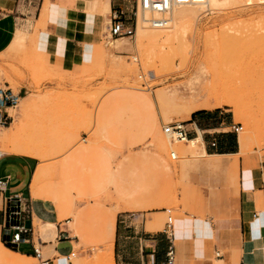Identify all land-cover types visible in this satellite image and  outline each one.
<instances>
[{
	"label": "rangeland",
	"instance_id": "1",
	"mask_svg": "<svg viewBox=\"0 0 264 264\" xmlns=\"http://www.w3.org/2000/svg\"><path fill=\"white\" fill-rule=\"evenodd\" d=\"M125 2L124 15L131 20L135 0ZM212 7L199 11L196 6L195 18L175 20L172 40H160L157 49L146 40L138 43L143 30L157 34L161 29L149 28L150 23L140 27L147 11L138 12L133 37L116 40L107 30L108 11L90 56L69 73L42 65L32 25L14 53L0 56V86L8 84L16 92L17 80H28V94L33 92L22 99L29 102L25 111L19 109L22 100L9 110L14 121L0 130V153L38 161L42 176L34 194L63 204L67 226L77 239L74 251L84 254L70 257L72 263L100 264L97 255L106 252L102 248L109 242L113 221L108 219L113 215L116 220L136 217L139 224L145 219L157 233L166 230L170 216L180 250L175 264L189 252L201 258L222 253L209 246L199 228L210 229L209 223L224 215L235 189L224 171L200 165L199 143L190 148L164 130L180 124L192 138L197 134H189L190 115L207 111L211 123L236 142L249 139L248 151L240 149L241 155H264V0ZM31 14L23 23L34 22ZM171 14L161 18L169 20L168 26L175 23ZM158 92L169 97L161 99ZM232 125L242 129L234 132ZM216 132L202 133L205 145L218 138ZM173 151L176 159L171 158ZM113 179L119 191L109 184ZM129 191L136 196L130 197ZM15 260L40 264L37 258Z\"/></svg>",
	"mask_w": 264,
	"mask_h": 264
},
{
	"label": "crops",
	"instance_id": "2",
	"mask_svg": "<svg viewBox=\"0 0 264 264\" xmlns=\"http://www.w3.org/2000/svg\"><path fill=\"white\" fill-rule=\"evenodd\" d=\"M115 6L126 8V3L122 0H104L103 3L102 0H46L45 3L44 0H0V56L14 53L19 40L23 37L27 40L28 29L32 25L42 65L69 73L77 63H83L90 56L99 41L105 14ZM100 10L102 13H99ZM32 11L34 22L28 20L23 23L31 18ZM44 11L46 17L42 19ZM24 44L26 46V41ZM127 47L124 45L121 48L127 50ZM17 81L20 85L15 93L20 102L33 92L28 94V80ZM12 109L14 107L8 112ZM194 112L189 117L191 122L186 125L190 127V135H197L184 137L188 140L200 138V165L224 171L226 181L235 190L224 215L210 222V229L204 225L199 228L200 236L209 239V246L222 250V253L216 251L219 254L216 258L208 256L205 259L189 252L187 256H180L178 264H264V155H241L238 139L237 144L232 134L213 125V117L207 111ZM210 131L218 133V138H213L215 147L210 145L213 139L204 144L202 133ZM38 164L36 158L30 155L0 153V180L3 182L0 190V238L6 225L7 198L19 196L22 222L30 230L22 234L24 240L13 251L35 259V239L42 258L47 259L48 264H74L68 256L73 253L71 257L82 258L84 254L74 251L77 239L67 226L70 221L66 218L63 204L34 194V190H39L33 188V175ZM112 184L119 191L118 182L113 179ZM128 195L136 196L134 191H129ZM141 208L150 209L147 206ZM108 220L113 221V228L109 242L102 250L112 252L114 264H165L171 242L175 249V261L179 257L174 233L170 236L165 231L153 232L154 226L145 219L140 224L136 223V217L117 216L116 220L113 215Z\"/></svg>",
	"mask_w": 264,
	"mask_h": 264
},
{
	"label": "built area",
	"instance_id": "3",
	"mask_svg": "<svg viewBox=\"0 0 264 264\" xmlns=\"http://www.w3.org/2000/svg\"><path fill=\"white\" fill-rule=\"evenodd\" d=\"M124 3L125 0H122ZM187 1V0H182ZM140 9H156L163 10L167 8L166 0H135V8L133 10L132 19L125 17L124 8L122 6H115L110 10L109 13V24L107 26L108 33L110 38H131L135 35L136 23L138 17V10ZM158 25L162 24L160 20L157 22ZM19 98L15 92L12 91L8 86H0V128L6 127L12 122V117L10 116L8 109L14 107ZM232 131L238 132L241 130L242 126L232 125ZM176 131L178 137L182 135L187 136L186 130L179 126V124H172L167 126L165 132ZM212 147L216 146V141L213 139L210 142ZM172 159H176L174 154H172ZM3 182L0 180V190L2 189ZM165 212L170 213V209H165ZM6 225L3 231V242L10 248H16L17 244L24 240L22 239V234L28 232L30 229L27 228L23 220V212L21 209V199L19 196H11L7 198L6 210ZM169 230V232H168ZM173 223L172 218L169 216L166 222L165 233L172 236L173 233ZM33 251L35 257L39 260L40 264H48L47 259H43L41 256L40 248L33 246ZM216 255H219L216 253ZM73 256L71 253L68 256V259ZM167 261L165 264H174L175 261V249L174 245L171 242L167 252H166Z\"/></svg>",
	"mask_w": 264,
	"mask_h": 264
},
{
	"label": "bare ground",
	"instance_id": "4",
	"mask_svg": "<svg viewBox=\"0 0 264 264\" xmlns=\"http://www.w3.org/2000/svg\"><path fill=\"white\" fill-rule=\"evenodd\" d=\"M233 1L235 2V0H187V1H182V0H166L167 8L166 9H163V10L140 9L139 8L138 12L139 11L140 12L141 11H147V13L145 12L146 13L145 15L142 14V16L144 15V17H142V19H141L142 20L141 21L142 23L140 24L141 25L140 27L142 29H146V26H148L147 25L148 23H150V27L148 26L149 28H152L154 26V27H158V28H161V29H158L159 30V33H157V34L145 33V30H143L142 31V34H143L142 39H140L138 43H139L140 46H142L145 43L144 41L146 40V41H148V43L151 44V47H153V46L155 47V46L159 45L158 42L160 40L164 39V38L165 39H168V40H172L173 37L171 38V36L175 35V30L174 29L177 27L176 25L178 24L179 21L182 22V21H184V19L187 20V18H192L194 16H197L195 14V12L197 13V11H195L196 10V8H195L196 6H197V9L198 8H203V7H207V8L208 7H211V9H212L213 8L212 6H214V9H215L216 8L215 6H218V7L219 6H222V5L224 6V5L229 4V3L233 2ZM186 6H188V8ZM198 10L200 11L201 9H198ZM168 12H171L172 13L171 16L174 17V19L172 17V21L175 22L174 23V26L173 25H171V26L170 25L169 26L166 25L167 24V21H169V20H166L164 18L161 19ZM137 20H138V17H137ZM160 20L162 21V24L161 25H158L157 22H159ZM175 20L178 21L177 24H176V21ZM139 21H140V18H139ZM151 24H152V27H151ZM136 26H137V23H136ZM164 26H168V27H165L164 28ZM172 28H173L174 31L172 30ZM183 30H185V29H183ZM172 33H173V35H172ZM135 34H136V30H135ZM174 38H175V36H174ZM116 39H118V38H115V40ZM107 41L112 42L111 40H107ZM162 43H163V40H162ZM183 43L185 45L186 42H183ZM119 45L120 44L114 45V47L119 46ZM179 45H181V44L179 43ZM160 46L163 47V45H160ZM160 46H159V50L161 48ZM181 47H182V45H181ZM155 48L157 49L158 46L155 47ZM129 49H130V47L128 46L127 47V50H129ZM181 49H183V48H181ZM155 53H157V52H155ZM204 86H206V85H204ZM157 95L161 99H165V98L169 97L165 93H162V92H158ZM18 102H19V100H18ZM18 102H17V104H18ZM28 106H29V102L28 101H23L22 100L19 103V109H20L21 112L25 111ZM164 114H165L166 117H168L167 111H165ZM11 124H12V122H11ZM11 124H9L6 127L0 128V130L9 127ZM179 126H181V125L179 124ZM164 130H166V128H164ZM166 133L169 136L170 135L171 136H175L177 138V141L178 142L186 141L189 144L190 148H195L197 146V144L201 142L200 138L188 140V139H186V137H184V135H182V137L180 138V137L177 136L176 131H170V132H166ZM248 141H249V139H248ZM248 141L246 140V138L245 139H241L239 141V143H240V149H241L242 152H247L248 151V148H249V146H248V143L249 142ZM16 148L18 149V148H20V146L17 144L16 145ZM191 151H193V149ZM172 154H174V156L176 158V153L174 151L171 152V157H172ZM41 176H42L41 169L40 168H36V170L34 172V175H33V186H34V184H36L40 180ZM111 176H112V174H110V176H109L110 178L108 177L110 180H111ZM111 183H112V181L109 182L110 185H111ZM2 243L3 242H0V264H18L16 262V260H15L16 258L26 257V256H23V255L15 252V251H12L13 249L10 250L11 248L7 247L4 243H3L4 244L3 245ZM97 256L99 258L98 260L100 261V264H114L113 258H112V252H110L109 250L106 251L104 255L98 254ZM27 258H31V257H27Z\"/></svg>",
	"mask_w": 264,
	"mask_h": 264
},
{
	"label": "trees",
	"instance_id": "5",
	"mask_svg": "<svg viewBox=\"0 0 264 264\" xmlns=\"http://www.w3.org/2000/svg\"><path fill=\"white\" fill-rule=\"evenodd\" d=\"M11 249L15 250V248H11Z\"/></svg>",
	"mask_w": 264,
	"mask_h": 264
}]
</instances>
